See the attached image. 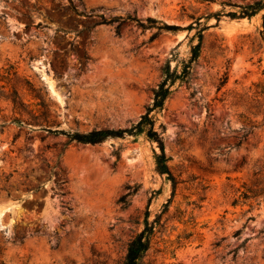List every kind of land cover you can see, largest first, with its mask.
I'll return each mask as SVG.
<instances>
[{"label": "rangeland", "instance_id": "obj_1", "mask_svg": "<svg viewBox=\"0 0 264 264\" xmlns=\"http://www.w3.org/2000/svg\"><path fill=\"white\" fill-rule=\"evenodd\" d=\"M260 1L0 0V264H122L148 224L145 264H264ZM199 43L151 114L175 190L145 132L73 140L136 126Z\"/></svg>", "mask_w": 264, "mask_h": 264}, {"label": "trees", "instance_id": "obj_2", "mask_svg": "<svg viewBox=\"0 0 264 264\" xmlns=\"http://www.w3.org/2000/svg\"><path fill=\"white\" fill-rule=\"evenodd\" d=\"M262 10H264V0L257 2L254 5L247 8L245 11H242L240 16L241 18L252 17ZM73 11L77 15H83V14H79L78 11L74 8ZM231 16L232 18H236L237 15L232 14ZM112 22L114 21H110L107 24H112ZM137 22L140 27L145 28V25L143 23L139 21ZM148 22L151 23L153 26L157 25L158 31L152 37L153 39H155L158 35L164 32L173 33L180 29L179 25L169 24L166 22H158L155 19H148ZM198 25L201 24L198 23ZM119 29L120 26L116 28L118 34H119ZM261 36L264 39V22H263V30L261 31ZM200 48H201V43L192 46L191 57L187 61L185 60L182 61L181 66L178 65L175 68H172L170 62H168L167 65L162 69V81L155 89H153L152 103L147 107L146 113L141 117V120L138 122L136 126H134L133 128L127 131H119V132L99 131V132H92L89 134H77L73 137V140L81 144L97 145L105 142L109 137L123 138L126 133H128L129 135H138L145 132L149 139L158 142L161 150V153L156 156V171L160 175L167 174L169 180L172 182L173 189L175 190L178 182L175 176L173 175V173L171 172L169 166L167 165L168 159L166 158L164 153L163 138H161V134L155 129L156 119L151 114L153 112H159L164 110L166 102L173 93L172 87L177 82H180L181 85L189 84L192 76L193 65L197 62V60L200 57ZM161 128L162 131L164 132L165 127L161 126ZM137 191L138 189L135 188L134 191L124 196L120 202L126 205L127 204L126 198L128 196L133 195ZM154 237H155V227L149 226L148 224L147 227H145V229L141 233H139L135 239H133L130 242L126 258L122 264H145V259L148 256V253L152 249Z\"/></svg>", "mask_w": 264, "mask_h": 264}]
</instances>
